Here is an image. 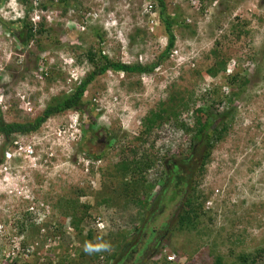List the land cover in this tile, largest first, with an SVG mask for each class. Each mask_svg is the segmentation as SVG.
<instances>
[{"label": "rangeland", "instance_id": "rangeland-1", "mask_svg": "<svg viewBox=\"0 0 264 264\" xmlns=\"http://www.w3.org/2000/svg\"><path fill=\"white\" fill-rule=\"evenodd\" d=\"M28 1L35 4L37 0ZM39 1L49 4L47 10L34 5L29 17L33 23L45 24L46 33L39 44L33 40L24 47L0 26V103L8 122L33 120L52 99L74 89L80 79L69 80L72 74L83 79L93 70L86 57L92 48L113 61L142 65L156 63L166 48L168 39L158 16L161 8L155 0ZM148 2L154 5L152 13L144 10ZM165 4L166 13L178 16L181 22L175 27L173 54L151 74L128 77L109 72L97 77L88 88L86 98L97 100L95 129L100 128L103 136L108 133L116 137L102 161L85 159L79 150L81 132L59 131L62 126L68 128L66 123L76 114L74 111L50 118L36 134L12 139L5 153L19 156L13 143L22 138V144L35 146L32 162L17 156L15 163H6L1 152L6 140L0 136V264H74L81 243L69 219L61 222V206L70 200L78 202L79 215L86 211L84 205L90 207L86 220L95 241H99L95 247L100 242L107 244L108 233L129 229L130 224L117 208L100 205V169L117 158L121 147L139 144L135 137L144 129L143 118L173 91L182 92L190 100L185 103L190 108H208L222 102L216 106L221 111L231 109L227 120L230 128L212 149L209 164L196 184V192L206 198H201L205 215L200 217L197 230L178 228L181 202L153 216L149 213L145 231L131 238L139 252L155 230L142 264L165 262L167 254L195 264H213L217 256L227 264H241V254L249 258L257 251L264 254V4L262 0H165ZM25 7L20 0H7L0 18L6 23L22 19ZM244 22L248 34L239 37L237 27ZM76 24H84L86 30L78 31ZM215 49L230 59L226 73L213 78L202 73L213 64ZM41 73L48 75L42 78ZM237 73V94L232 102L228 98L232 95L229 77ZM245 79L246 84L242 83ZM220 122L218 119L217 125ZM177 129L166 124L163 132L147 135L148 146L154 144L157 151L165 145L170 152L183 151L191 141ZM172 134L175 139L184 138L173 144ZM102 144L93 150H100ZM167 149L164 147L162 154ZM174 157L178 156L167 158V164L179 165L180 174L185 176L196 162L193 160L199 159L196 156L193 164L187 165ZM11 165L12 170L6 171ZM28 211L32 215H25ZM88 216L102 222L103 229L91 226ZM32 221L41 227L40 233L31 226ZM107 223L111 225L108 233L103 231ZM84 231L82 236L87 235ZM157 244L166 251L156 249ZM137 252L131 255L136 258ZM105 257L96 264H105ZM127 261L123 264H132L133 260Z\"/></svg>", "mask_w": 264, "mask_h": 264}, {"label": "trees", "instance_id": "trees-1", "mask_svg": "<svg viewBox=\"0 0 264 264\" xmlns=\"http://www.w3.org/2000/svg\"><path fill=\"white\" fill-rule=\"evenodd\" d=\"M6 1L7 0H0V9ZM155 1L159 3L161 8L158 16L163 24L164 32L168 39L166 48L160 59H158L156 63L145 65L139 62L127 64L121 61H113L102 53L98 54L96 49L92 48L88 51L86 57L88 62L93 66V70L90 71L89 74H86L83 79L77 81L74 89L69 93L62 94L52 99L45 110L35 119L25 120L23 122H8L4 119L2 111L3 105L0 103V136H3L6 140L1 148L3 156L9 143H12L13 138L18 137V135L35 133L39 131L50 118L69 111H76L87 115L84 124L81 123L80 125L83 139L79 150L84 154L86 157L85 159L94 163L95 161H102L107 156V151L109 148L111 149V147H113L114 141L116 142V137H113L107 132V134L103 136L104 132L102 133L100 128L95 129L97 125L96 118H98L97 100L96 98H86L89 92L88 88L97 77L105 76L109 72L122 73L128 77L151 74L166 58H168V56L173 54L176 45L175 27L180 26L179 24H181V22H179L178 16H170L166 13L165 0ZM20 2L26 6L25 17L10 23H6L0 18V26L4 31H9L8 34L12 37L18 38L24 47H27L33 40L39 44L41 41L40 38L46 33L44 28L45 24L42 22L36 25L29 17L35 9L34 5L39 4V6L46 10L49 8V4L42 3L39 0H37L35 4H29L28 0H20ZM262 3L264 4V0H262ZM51 4L54 5V3ZM246 24V22L238 24L237 30H239V37L242 33L248 34V32H245V28L247 27ZM95 32L100 36L98 30ZM212 56L214 60L213 64L202 74L215 78L220 74L226 73L230 58L216 49L212 51ZM79 59L78 57V60ZM80 61L81 60H79V62ZM230 78L231 81L228 83V86L232 91V95L228 98L234 102V96L237 94L234 92V83L239 82V73L233 74L229 79ZM247 81L248 80L245 79L242 83L246 84ZM181 93L182 92H171L165 100L159 102L156 108L143 118L142 127L144 129L135 137V140L140 145L137 144L136 146H132L130 143L121 147L119 153L116 155L117 158L113 159L111 164L107 165L105 168L100 169L101 181L103 182L100 205L117 208L116 211L118 214L121 213L123 220L130 224V228H127L128 230L124 228L108 233L111 225L107 223L103 230L108 233L107 244L100 242L99 245L95 247V245H97L96 242L99 241H95L94 233L88 228L86 220V216L88 215L87 210H89L90 207L84 205L83 207H85L86 211L79 215L77 201L74 202L70 200L61 206L63 208V215L61 217L62 224L69 219L68 223L70 224V228L76 231V234H78V241L81 243V246L76 249L77 258L74 260V264H96L103 255L106 256L105 264H123V262L127 260H133V264H142L141 258L145 255L144 253L147 249L150 248L149 245L156 236L155 230L151 231L150 235L152 237H147L139 252L132 246L131 238H134L142 230L145 231V227H147L146 215L152 213L151 216H153L156 211L162 212L178 202H181L183 205L178 215V228L189 231L197 230V226L201 221L200 217L205 215V211L202 212L204 202L201 198L203 197L200 193L196 192V184L199 178L204 174L206 166L209 164L212 149L223 139L230 128V124L227 120L229 119L231 109L221 111L220 106L216 105L222 104V102H217L218 104H214L208 108H190L185 104L190 100L186 99ZM7 105L10 106V111H12V105H9V103H7ZM186 111V115L188 116L184 118V113ZM218 119H220L221 122L217 125L216 122ZM166 124H171L174 129L178 128L182 131L185 134L184 137H189L191 141L190 145L186 146L183 151L179 153L177 151H175V153L174 151L170 152L169 146L165 145L163 148L168 147V151L162 154L163 148L161 149L162 151H157L155 150L154 144L148 146L147 135H152L157 130L163 132V127ZM171 132L173 133V131ZM183 138L175 139L172 134L170 141L178 145ZM99 140H103L102 147L100 150L94 151L93 148L101 142ZM175 155L178 156L179 159H183L182 163L187 165L193 164L192 162L196 160L188 175L185 176L184 174H180L178 170L179 165L173 166L167 164V158H173ZM196 156H199V159H194ZM192 159L194 160L192 161ZM203 200H206V198H203ZM29 214L32 215V212L28 211L25 213V215ZM89 218L91 219V216H88V219ZM91 220V226L96 227L97 218H92ZM34 221L37 222L36 219ZM31 226L35 227L40 233L41 227H37L36 223L32 221ZM84 228L87 230L86 236H82L85 232ZM34 233H36V230ZM155 248H159L160 252L164 250L163 246H158V244ZM111 250L112 252L110 253ZM128 250L129 252L127 253ZM132 252L133 254L137 252L136 258L133 257V254L131 255ZM238 260L241 264H264L263 250L257 251L250 258L249 256L241 254L238 256ZM187 261L181 262L180 259L169 261L166 256L165 262H155L154 264H195ZM13 264L17 263L14 262ZM50 264H52V262H50ZM56 264L66 263L58 262ZM213 264L227 263L222 256H217Z\"/></svg>", "mask_w": 264, "mask_h": 264}, {"label": "clouds", "instance_id": "clouds-1", "mask_svg": "<svg viewBox=\"0 0 264 264\" xmlns=\"http://www.w3.org/2000/svg\"><path fill=\"white\" fill-rule=\"evenodd\" d=\"M37 7V6H36ZM145 8V7H144ZM40 9H42V10H44L42 7H40ZM47 10V9H46ZM145 10V9H144ZM145 12H146V10H145ZM24 13H25V10H24ZM25 17V16H24ZM23 17V18H24ZM22 18V19H23ZM35 24V23H34ZM40 24V23H39ZM36 25H38V24H36ZM82 32V31H81ZM75 64H76V66L78 67V70H79V68L81 69V67L79 66V64H78V61H76V58H75ZM83 68V67H82ZM82 77V76H81ZM81 77L78 75V78L77 79H81ZM84 78V77H83ZM74 112H76V111H74ZM79 117H80V120H79ZM86 119H87V115L86 114H81V113H79V112H76V114H74L73 116H71L70 117V119H69V121L66 123L67 124V126H68V128H66V127H64V126H62L61 128H60V132H74V131H78L79 133L81 132V134H79L80 135V137H81V135H82V129H81V127H80V125H81V123H83V121L85 122L86 121ZM45 124V123H44ZM40 131V130H39ZM39 131H37V132H39ZM37 132H35V133H32V134H36ZM32 134H29V135H32ZM19 136H28V135H18V137ZM22 143H24L23 142V140H22V138H17L16 140H14V143H13V148L15 147V149H16V152H18V149L19 148H25V147H28V146H31V147H33V149H34V155H33V157H32V160L31 159H28V158H25L24 157V155L23 156H18L16 153H11L10 151H7L6 153H5V161H6V163H8V164H10V163H12L13 161H14V163L16 162V160H17V156L18 157H21L22 159H24V161H30V162H32L34 159H35V146L34 145H31V144H29V145H26V144H22ZM9 154H11L13 157H11V158H9ZM15 159V160H14ZM27 159V160H26ZM36 162H38V159H37V161ZM95 163V162H94ZM0 167H1V164H0ZM12 170V165L10 166V168H8L6 171H11ZM96 228H97V225H96ZM164 251H166L165 249H164ZM169 256H176L175 254H167V258L169 257ZM176 259H177V256H176ZM175 259V260H176ZM169 260V259H168ZM175 260H173V261H175ZM170 261V260H169Z\"/></svg>", "mask_w": 264, "mask_h": 264}, {"label": "built area", "instance_id": "built-area-1", "mask_svg": "<svg viewBox=\"0 0 264 264\" xmlns=\"http://www.w3.org/2000/svg\"><path fill=\"white\" fill-rule=\"evenodd\" d=\"M37 7L39 6V4H37L36 5ZM145 10H146V12H148V13H152L153 11H154V7H153V4L151 3V2H148L147 4H146V6H145ZM153 21H154V18H152V20H151V23H153ZM34 23L36 24V21L34 20ZM154 23H155V21H154ZM153 23V24H154ZM75 28L78 30V31H85L86 30V26L84 25V24H76L75 25ZM48 74L47 73H41V76H42V78L43 77H46ZM77 78H78V74L76 73V74H72V78L71 79H69V80H71L72 81V79H74V80H77ZM64 133V132H63ZM18 154H19V156H23L24 155V157L25 158H28V159H32V157H33V155H34V149H33V147H31V146H28V147H25V148H19L18 149ZM11 157H13L11 154H9V158H11ZM96 225H97V227L99 228V229H103V224H102V222H96ZM168 259L170 260V261H173V260H175L176 259V256H169L168 257Z\"/></svg>", "mask_w": 264, "mask_h": 264}, {"label": "flooded vegetation", "instance_id": "flooded-vegetation-1", "mask_svg": "<svg viewBox=\"0 0 264 264\" xmlns=\"http://www.w3.org/2000/svg\"><path fill=\"white\" fill-rule=\"evenodd\" d=\"M99 141H103V140H99ZM99 141H98V142H99ZM132 264H133V263H132Z\"/></svg>", "mask_w": 264, "mask_h": 264}]
</instances>
